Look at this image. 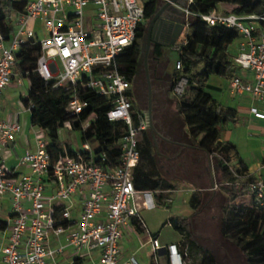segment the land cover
I'll return each mask as SVG.
<instances>
[{
    "label": "built area",
    "instance_id": "2783aa9c",
    "mask_svg": "<svg viewBox=\"0 0 264 264\" xmlns=\"http://www.w3.org/2000/svg\"><path fill=\"white\" fill-rule=\"evenodd\" d=\"M12 1H26V7L12 15L11 33L0 29V96L13 81L16 53L33 39L40 41L42 51L36 65L38 74L55 87L74 91L67 107L72 115L81 114L88 105L78 88L92 89L111 100L108 119L123 121L127 130L116 142L120 154L114 157L105 151L98 153L90 141L75 154L59 153L54 157L48 150L47 132L39 127H34L36 150L26 151L16 168L0 157V208L10 204L7 221L0 218V226L7 223L9 230L8 241L0 249V264H58L57 256L67 249L74 252L75 260L100 250L98 264H121L125 231L134 227L146 233L155 264H161L158 252L162 249L168 253L169 264H186L187 248L181 243L160 244L149 232L142 214L144 207L164 205L157 197L165 191L138 190L135 186L140 144L150 127L149 117L135 106L134 82L119 71L116 58L136 39L145 19L144 0ZM193 1L186 0L187 5L179 6L185 12L188 28V5ZM200 16L210 25L240 32L239 49L233 58L244 70L251 71L253 78L243 81L234 76L231 90L264 102V14L210 11ZM38 20L47 34L44 39L29 28L31 21ZM187 42L185 38L175 44L176 49L181 52ZM174 67L182 71V61L177 60ZM186 84L187 79L182 77L173 92L182 94ZM33 107L30 103L24 105V110L31 112ZM251 113L264 119V107H252ZM90 124L91 120L83 122V130ZM65 126L72 128V123ZM22 131L19 120L0 119V149ZM19 168H28L29 172ZM249 191L262 200L264 180L250 183ZM52 238L59 243L52 245ZM127 264L141 263L130 256Z\"/></svg>",
    "mask_w": 264,
    "mask_h": 264
},
{
    "label": "trees",
    "instance_id": "16d2710c",
    "mask_svg": "<svg viewBox=\"0 0 264 264\" xmlns=\"http://www.w3.org/2000/svg\"><path fill=\"white\" fill-rule=\"evenodd\" d=\"M162 2V0H144L145 19L140 24L136 39L116 58L119 71L133 82L142 61L147 22L161 8ZM221 4H231L232 9L225 8V11H219ZM25 7L26 1L0 0V29L11 33L12 15L23 12ZM188 8L191 11L189 17L191 33L188 34V42L179 52L177 59L182 61L183 70L179 71L174 67L170 82L167 80L169 86L163 89L164 96L166 102L170 103L174 100L171 92L178 81L182 77L187 79L180 99L175 98V108L180 119L174 120V126L182 133V126L185 125L190 139L197 140L200 147L216 157L220 177L225 183L223 188L230 194V199L236 201L249 190V184L257 182L259 178L249 173L248 165L240 157L237 146L231 141L222 140L221 129L229 121H238L237 110L223 105L209 92L211 88L209 78L212 74H216L228 78L240 76L243 81H248L246 77L248 71L236 64L229 52V46L240 37V32L236 28L224 25H210L200 14L217 11L262 15L264 0H194ZM171 9L178 13L182 22L185 21V12L172 6ZM41 52L40 41L31 39L23 44L16 53V69L22 77L29 79V91L28 95L23 97V103L26 106L30 103L34 105L30 112L31 124L46 130L48 150L54 157L59 153H76L75 148L69 144L64 145L60 138V129L70 122L72 129L80 132L82 143L92 141L98 153L105 151L112 157L118 156L120 147L116 142L126 132L127 125L123 121L108 119L107 111L112 107L111 100L98 96L92 89L80 87L78 94L88 102V105L81 114L72 115L67 107L74 91L65 87H55L52 83L46 82L36 71ZM163 56L164 46L153 44L149 62L153 96L154 81L161 78L158 63ZM201 65L202 69L199 71ZM189 91L192 92L191 95L188 94ZM135 106L137 107L136 103ZM87 120H91V124L83 130L82 123ZM154 121L158 135L167 140L176 139L178 135L172 134V128H162L156 118ZM140 149L141 160L135 169L136 188L152 191L174 189L175 185L160 173L156 165L154 143L149 130L144 132ZM144 160L151 164V168L143 162ZM251 194L253 199L250 204L237 202L226 204L221 233L235 243L249 264H264V194L262 200H258L256 194ZM160 197H166V194H161ZM201 202L200 194L194 193L190 199L191 206L197 209ZM170 223L180 232L181 239L178 243L187 248L188 257L197 260L198 253L202 260L201 264H218L215 254L194 237L187 217H173ZM166 264H169V260H166Z\"/></svg>",
    "mask_w": 264,
    "mask_h": 264
},
{
    "label": "rangeland",
    "instance_id": "374dc122",
    "mask_svg": "<svg viewBox=\"0 0 264 264\" xmlns=\"http://www.w3.org/2000/svg\"><path fill=\"white\" fill-rule=\"evenodd\" d=\"M178 8L177 6H172ZM225 8L228 10L232 9L231 4H221L219 6L220 11H225ZM37 25L33 26V21L30 22L29 28H34L38 32L40 39L47 37L44 26L42 22L35 21ZM147 30L143 42V56L142 61L138 69L137 76L134 81V90H135V103L137 108L148 114L149 102H148V86H147V74L145 67V51L147 46ZM191 33V29L185 27L182 34L178 38L176 45L182 43V41L187 38L188 34ZM239 38L234 40V42L229 46L230 49L234 48V45L238 42ZM153 41L147 56V67L149 76H151L149 62L152 57ZM176 45L172 46L171 54L169 51L164 53V56L160 59L158 63V70L160 71V76L154 81V96L152 100V114L153 120L158 122L162 128H173L174 120L176 118L172 117L170 103L166 102L164 96V87L169 86L167 80L170 82V77L172 75L174 64L179 57V50L176 49ZM202 67V65L200 66ZM198 68V70L200 69ZM197 70V69H196ZM15 76V80L18 75ZM165 73V74H164ZM164 74V75H162ZM164 76V77H162ZM166 76V77H165ZM218 75L212 74L210 81L214 82ZM151 79V78H150ZM166 79V81L164 80ZM16 82V90L13 94L9 95L7 102L9 107L17 108L20 106L19 98L21 94L28 95L27 86H19ZM153 89V87H152ZM181 97V96H180ZM177 97L176 99H180ZM21 103H23V97L21 98ZM3 106H0V112H2ZM174 116V115H173ZM180 118V117H179ZM176 125V123H175ZM154 126L156 129L155 121ZM223 129V127H222ZM221 129V134L223 136V131ZM151 137L154 143V156L156 160V165L161 174L166 176L174 185L175 188L173 191L169 192L168 197L172 198L171 202H167L164 205H157L156 208L143 211L145 217V222L147 225L154 231L159 232L161 237V242L168 244L171 242H177L180 240V232L172 226L168 221L173 217H187L190 227L192 229L194 237L198 242L204 247L210 249L216 256L218 264H249L246 260L242 251L235 245V243L227 237H224L221 233V223L224 217V207L226 204L245 203L250 204L252 202L253 196L249 190L245 192L244 195H241L236 201L230 199V194L223 188V180L219 175V168L217 163H215L214 168L211 170V176L213 177L214 184H191L190 181H195L196 174H199L200 169L198 165L204 166V163H197L196 160H188L187 154L182 152L178 156L177 161L173 159H168V156H173L176 153H179L181 150L180 145L176 144L171 145L169 141L160 135L157 131L155 134L152 133L150 127ZM172 130V129H171ZM172 134L175 136V132L172 130ZM60 138L65 144H69L72 148L80 149L82 147V141L80 138V132L73 130L65 126L60 129ZM188 139L190 141H188ZM182 142H187L192 145H198V141L195 139H190L188 134V129L185 125L182 126V133H178L176 139ZM92 146L93 142L90 141ZM191 158V157H190ZM181 162L180 163H178ZM147 163V166L151 168V164ZM216 162V161H215ZM195 188H201L203 191H196ZM196 192L200 194L202 202L197 209H194L189 200L193 193ZM200 192V193H199ZM182 195V197H180ZM6 195V199H8ZM164 202V201H163ZM10 205V204H9ZM8 204H3L2 210H8ZM6 211L1 212V218L5 219ZM167 222L166 224H164ZM144 251L147 253V249L144 248ZM197 260L188 257L186 264H201V257L197 253Z\"/></svg>",
    "mask_w": 264,
    "mask_h": 264
},
{
    "label": "crops",
    "instance_id": "0c3cea01",
    "mask_svg": "<svg viewBox=\"0 0 264 264\" xmlns=\"http://www.w3.org/2000/svg\"><path fill=\"white\" fill-rule=\"evenodd\" d=\"M185 3L186 0L184 1V3L180 2L175 6L177 7L183 6ZM35 25H37V23L33 22V26ZM240 41L241 39L239 38L238 42L234 45V48L233 49L229 48V52L231 53L232 56L237 54ZM172 46L168 47L170 54H171ZM168 50L167 48H164V52L165 51L167 52ZM201 69L202 67H200L199 71ZM16 71L17 69L15 70L14 78L17 75ZM18 75L20 74L18 73ZM246 77L247 80L251 81L253 78V73L251 71H248V75ZM14 78L11 85L8 86L0 96V106H3L2 112H0V119H6L9 121L19 120L23 125L22 133H20L17 136V138L13 142H11L7 147L0 149V157L4 158L6 160L7 165L11 168H16L18 166L20 158L26 151L36 150L37 148L34 126L31 124V113L28 110H24V105L21 103V98L26 97L27 95L25 96L21 94V97L19 98L20 106H18L17 108L9 107L8 103L4 105V103L7 102V98L9 97V95L13 94V92L16 90V86H15L16 82H18L17 85L19 86H27L29 91V86H30L29 79L22 77V75L17 77L16 80ZM230 81L231 78L221 75H218V77L214 82H211L209 78V84L211 85V88H209V92L223 105L235 108L237 110L238 121L237 122L229 121L223 125V129H222L223 136L221 134L222 140L233 142L237 146L240 157L248 165L249 173L258 177L259 180H264V167H263L264 119H258L251 113L252 107L262 108L264 107V102L259 99L253 98L251 95L247 93L239 94L233 92L231 90ZM188 94L191 95L192 92L189 91ZM181 95L182 94H175L173 91L171 92V96L174 97V100H172V102L170 103L171 114L172 117L176 119L179 118V114L177 112V109L175 108V102H176L175 98L180 97ZM172 129L175 132V135L181 133V131H177L175 126H173ZM165 141H169L170 144L174 146L178 144L181 147L179 153H176L173 156H168V159L170 160L173 159L174 161L175 160L177 161L178 156H180L182 152H185L187 154L186 158H188V160L194 159L199 164L200 162L204 163V166L198 165L200 172L199 174H196L195 181H190L191 184H197V185L207 184V183L214 184L213 177L211 176V170L214 168L215 163H217L218 165V161L214 155L209 154L205 149H203L199 145H192L187 142H182L180 140H173V139H168V140L166 139ZM178 163L181 164V162L179 161ZM20 169L21 168H19V170ZM21 170H23L24 172H29L28 168H22ZM219 175H220V170H219ZM223 185H225V183ZM195 189L197 192L203 191V189L201 188H195ZM173 190L174 189L164 190L166 197L158 196L157 200L160 203H165V204H166V200L167 202H171L172 198L168 197V193ZM180 197H182V195H180ZM145 210H150V208L144 207L142 209V214L143 211ZM5 211L7 213L5 219L3 220L6 222L8 219L9 210H5V209L2 210V207L0 208V218H1V212H5ZM168 222L170 223V220ZM166 223L167 222H165L164 224ZM146 226L149 232L151 233V235L157 238L160 244H162L163 246L169 245L171 243H178L180 241L179 240L177 242H171L168 244L162 243L160 233L154 232L147 225V223ZM8 234H9V230L7 228V223H5L3 226H0V249L2 246H4L7 243ZM61 240L64 241V238H62ZM58 243L59 241L57 239L52 238L51 240L52 245H56ZM144 248L147 249V253L144 251ZM73 254L74 252L67 249L62 254H59L57 256L56 261L58 264H70L73 261L74 264H98L100 250H95L92 253L86 255L85 257L76 258V260ZM130 256H135L140 261L141 264H155L154 263L155 256L150 244L147 243L146 233L141 232L136 227H134L133 230L125 231L124 239L121 244V264H127V261ZM158 259L161 264H166V260H168V253L165 249H162L158 252Z\"/></svg>",
    "mask_w": 264,
    "mask_h": 264
},
{
    "label": "water",
    "instance_id": "95a60500",
    "mask_svg": "<svg viewBox=\"0 0 264 264\" xmlns=\"http://www.w3.org/2000/svg\"><path fill=\"white\" fill-rule=\"evenodd\" d=\"M185 0H167L164 4V6L162 8H160L153 16V18L151 19V22L149 24L148 27V32H147V46H146V51H145V67H146V74H147V86H148V102H149V110H148V117H149V126L150 129L152 131L153 134H155L156 129L154 126V120H153V114H152V100H153V89H152V83H151V79L149 76V72H148V67H147V56L151 47V43L153 41V25L155 20L162 14V12L165 10V8L169 7V6H175L176 4L183 2L184 3ZM185 5V4H184ZM185 27V24L181 21V22H177V21H173L170 23L169 27H168V34L167 36H170V40L169 41H164L162 42V45L165 47H169L174 45L178 38L180 37L183 29Z\"/></svg>",
    "mask_w": 264,
    "mask_h": 264
},
{
    "label": "flooded vegetation",
    "instance_id": "af4514ba",
    "mask_svg": "<svg viewBox=\"0 0 264 264\" xmlns=\"http://www.w3.org/2000/svg\"><path fill=\"white\" fill-rule=\"evenodd\" d=\"M164 4H165V2L163 1L161 8L164 6ZM152 18H150L149 21L147 22V31H148V27H149V24H150ZM173 21L181 22L180 18L178 17V13L176 11H173L171 9V6H169V7L165 8V10L162 12V14L154 22L153 34H152L153 42H154L153 44L158 43V44L162 45V42H164L166 40L167 41L170 40L171 37L167 36L168 27H169L170 23ZM164 48H167V50H168V47L164 46ZM169 54H170V52H169Z\"/></svg>",
    "mask_w": 264,
    "mask_h": 264
}]
</instances>
